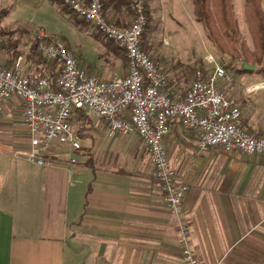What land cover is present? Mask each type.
I'll return each instance as SVG.
<instances>
[{
	"label": "crops",
	"instance_id": "obj_1",
	"mask_svg": "<svg viewBox=\"0 0 264 264\" xmlns=\"http://www.w3.org/2000/svg\"><path fill=\"white\" fill-rule=\"evenodd\" d=\"M100 1L110 23H130L126 0ZM186 3L194 17L192 0ZM95 33L105 64L80 66L101 78L124 74L123 52ZM21 42L17 48L26 52L30 45ZM155 48L148 47L149 56L183 93L191 72L173 68ZM13 51L1 56L0 65L9 67L21 56L28 69L25 55L13 57ZM257 91L245 98L243 116L252 133L264 135V100ZM73 126L81 150L64 149L53 154V163L36 165L14 154L28 148L18 98L0 108V264H186L142 140L134 131L109 134L101 119L77 124L73 118ZM163 145L175 178L188 186L181 214L199 264H264V155L220 146L200 151L195 133L177 119Z\"/></svg>",
	"mask_w": 264,
	"mask_h": 264
},
{
	"label": "built area",
	"instance_id": "obj_2",
	"mask_svg": "<svg viewBox=\"0 0 264 264\" xmlns=\"http://www.w3.org/2000/svg\"><path fill=\"white\" fill-rule=\"evenodd\" d=\"M61 1L121 48L127 60L126 72L109 78L88 72L78 65L62 39L38 30L35 48L55 63L53 83L47 74L34 76L23 65L21 56L9 67L0 65V108L11 96L17 97L28 134V148L14 150V154L32 164L49 165L56 152L81 150V139L73 126L77 109L101 119L111 135L134 131L146 146L164 204L175 218L182 259L186 264H199L181 214V200L188 186L175 178L168 165L163 137L177 119L195 133L200 151L220 146L225 151L236 149L244 154L264 155V135L254 134L242 125L235 99L221 89L223 83L232 81V75L211 55L205 56L203 69L194 70L183 93L168 84L166 75L142 49L144 0H128L132 17L122 27L105 18L100 0ZM6 39L0 33V43ZM262 87L264 80L247 86L246 91ZM68 161L74 163L76 159L70 157Z\"/></svg>",
	"mask_w": 264,
	"mask_h": 264
},
{
	"label": "rangeland",
	"instance_id": "obj_3",
	"mask_svg": "<svg viewBox=\"0 0 264 264\" xmlns=\"http://www.w3.org/2000/svg\"><path fill=\"white\" fill-rule=\"evenodd\" d=\"M229 3L235 33H230L229 29L227 36L215 19L218 16L215 0L208 2L214 20L208 28L200 22L193 24L195 15L192 17L188 12L186 0H168L167 3L146 0L148 34L145 50L149 54L148 47H156L154 52L157 50L173 68L184 67L190 71V80L196 68L206 66V55H211L221 65L229 64L225 67L231 73L232 81L223 83L221 89L235 99L243 115L245 98H252L246 87L264 80V56L258 58L244 0H230ZM261 7L264 9V2ZM82 20L68 7L61 9L49 0H0V28L18 41L17 46L20 47L19 40L25 46L31 45L35 33L41 29L51 37L62 39L79 65L90 64L95 69L105 64L102 42L95 28ZM243 60L253 64V68L239 71ZM257 90L264 100V87Z\"/></svg>",
	"mask_w": 264,
	"mask_h": 264
},
{
	"label": "trees",
	"instance_id": "obj_4",
	"mask_svg": "<svg viewBox=\"0 0 264 264\" xmlns=\"http://www.w3.org/2000/svg\"><path fill=\"white\" fill-rule=\"evenodd\" d=\"M49 1L56 3L59 7H61V9L67 8V6L63 4L61 0H49ZM83 1L86 2L87 0H83ZM126 1L129 7L128 0ZM215 1L218 5V11H217L218 16L215 19L218 21L219 26L221 27V29H223V31H225V34L227 36H229L230 33L234 34L235 28H234V20L230 12L232 11V5L229 3L230 0H215ZM208 2L209 0H192L195 20L197 22H200L206 28L210 27L211 23L214 24V20L212 19V14L209 11ZM261 2H264V0H244V9L247 15L248 23L250 25L251 33L254 36L255 45L258 51V58H261L262 56H264V9L261 7ZM144 4H145V13H146V25L141 35V39H142L141 45H142V49L147 53V51L145 50V41H146V37L148 34V29H147L148 16H147L145 0H144ZM101 7H102V4H101ZM82 21L92 25L87 20H82ZM229 29H231L229 31L230 33L227 31ZM0 33L5 34L7 37V34L2 28H0ZM99 35L101 36L102 39L111 41L109 39L104 38L100 33ZM117 48L121 49L119 46H117ZM12 50H14L12 53L13 57H16L18 54H21V53L25 55V58H27V61L30 63V65H28V69L34 76L47 74L53 83L55 76H56L55 63L52 60L47 59L44 56H42L41 53L36 50L35 35L33 38V42L31 43V45L29 46V49L26 52H23L22 50L17 48V45H13L11 43V40H9L8 38L6 39V42H1L0 43V59H1V56H5L6 54L10 53ZM222 66L226 68L225 66H229V64H225V66L224 65ZM204 67L205 66L200 67V68L203 69ZM238 70L239 71H242V70L249 71L242 67ZM52 87L55 88V85L52 84ZM75 112L76 113H75L74 119L76 120L77 124H79L80 121L86 120L87 118H89V116H87L82 109H77ZM241 123L248 131L253 132L251 131L250 128H247L246 122H245V116H243L242 113H241Z\"/></svg>",
	"mask_w": 264,
	"mask_h": 264
},
{
	"label": "water",
	"instance_id": "obj_5",
	"mask_svg": "<svg viewBox=\"0 0 264 264\" xmlns=\"http://www.w3.org/2000/svg\"><path fill=\"white\" fill-rule=\"evenodd\" d=\"M242 68L251 70L253 68V64L247 63L245 60L242 61Z\"/></svg>",
	"mask_w": 264,
	"mask_h": 264
}]
</instances>
